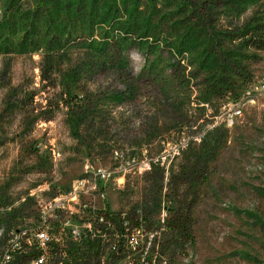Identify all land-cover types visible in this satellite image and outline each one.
<instances>
[{
  "label": "rangeland",
  "instance_id": "1",
  "mask_svg": "<svg viewBox=\"0 0 264 264\" xmlns=\"http://www.w3.org/2000/svg\"><path fill=\"white\" fill-rule=\"evenodd\" d=\"M7 1L0 20L28 23L36 8L44 15L36 0ZM73 1L86 14L87 0ZM106 1H95L89 25L78 17L59 37L37 31L25 52L15 44L21 32L1 47L0 252L11 231L37 224L54 195L83 180L62 219L83 235L94 224L108 230L100 255L84 264H119L121 255L149 264L159 241L166 249L150 264H264V50L242 48L254 55L243 82L237 77L245 88L216 97L190 46L176 49L179 33L201 18L219 45L238 48L232 32L263 13L264 0L244 10L235 0H138L132 15L131 1L115 0L102 16ZM106 203L137 242L126 244L103 219ZM177 213L192 240L161 226ZM136 221L143 228L133 229Z\"/></svg>",
  "mask_w": 264,
  "mask_h": 264
},
{
  "label": "trees",
  "instance_id": "2",
  "mask_svg": "<svg viewBox=\"0 0 264 264\" xmlns=\"http://www.w3.org/2000/svg\"><path fill=\"white\" fill-rule=\"evenodd\" d=\"M13 1L14 0H8L7 5H11ZM95 1L96 0H87L86 3L89 4V8L86 11V14H81L79 10L73 8V0H36L37 5L44 8V15L42 17L38 18L40 12L36 8L33 10L28 23L24 22L21 17L18 19L5 18L0 20V37L3 35L2 41L0 42V50L1 47L4 48L12 45L18 32H21V34L17 37V43H15L18 45L17 52H25L28 50L27 43L35 42L33 33L37 31L44 37L49 35H51V37H59L62 30L68 27L67 25L70 21L75 20L78 17L82 19L84 18V20L87 19L89 25V21H91L94 15L97 14L95 13ZM126 1H131L134 4H132L129 8L130 15L134 14V11L137 8L138 0H125V2ZM106 2L109 7L104 10L105 12L102 16H107L110 12L109 8L111 6H115V0H107ZM234 2L237 5V8L244 10L246 5L257 2V0H235ZM184 3V1L180 2L178 7H183ZM147 7L150 10L144 16L145 25H148L149 20H151V2H147ZM136 16L137 14H135V18ZM86 26L87 25L84 27ZM138 26H140L139 23ZM232 34L239 39V43L234 46H237L240 49L230 47L228 45H219V39H217L215 31L208 28L206 21L202 18L195 24L185 26L184 30L179 33L176 49L179 52L182 50L186 51L187 46H190L189 49L195 53L194 58L198 63V72H205L209 92L211 95L216 97L224 95L236 97L242 92L241 90L245 88L244 85H237V77L241 78L243 82L246 77V74L243 72V68L245 67L243 62L251 59L254 55L252 53L248 54L241 49L252 47L255 50H264V11L263 13L259 10L255 12L252 17H250L243 25L238 27L235 32H232ZM206 101H208V99L204 102ZM152 167H154V164H152ZM162 177L163 176L160 175L158 180H161ZM18 211L14 210L13 212L6 214L7 217L5 216L6 219L4 221L9 224V227L14 221L15 213ZM179 214L180 213H177L169 217L161 226H163L166 230L175 231L178 234L182 233L188 239L192 240V234L188 231L186 223L180 220L181 216ZM104 217L106 219H110L115 229L119 233H122L121 221L123 218L120 214L112 211L108 207L107 203L104 211ZM132 227L135 230L143 228V222L136 221ZM157 227H160V225H155L154 228ZM9 230L10 228H7L5 233ZM101 232L102 230H100L99 233L96 232L94 235H88L87 237L82 238L79 242L68 240L65 249V264H84L86 259L98 257L101 252ZM157 243V249L153 250L155 252L151 251V253L147 251L146 256L144 257L148 258L147 260L149 264L156 261L157 254L166 249L164 247L165 244L162 241ZM120 250L121 249L119 248V251ZM111 254L113 257H116V253L114 251H112ZM127 254L130 255L131 258H134L135 254H137V248L134 245H129ZM29 256V254L17 255L12 264H28Z\"/></svg>",
  "mask_w": 264,
  "mask_h": 264
},
{
  "label": "built area",
  "instance_id": "3",
  "mask_svg": "<svg viewBox=\"0 0 264 264\" xmlns=\"http://www.w3.org/2000/svg\"><path fill=\"white\" fill-rule=\"evenodd\" d=\"M96 174L101 177L107 176L106 171L101 169H98ZM79 183L82 184L81 187L84 185L83 180L79 181ZM81 187L74 186L72 192L68 194L58 193L54 195L51 201L41 210V216L37 224L29 227H18L15 232L11 231L7 245L0 252V264H12L15 257L20 254L30 255L28 264H65L67 238L79 242L88 235L99 233L100 230H102L101 235L108 232L107 227L104 228L106 225L94 224L93 231L83 235L78 225H68V222L62 219L63 212L71 211L72 203L75 202L76 192ZM103 219L111 221L106 219L104 214ZM121 224L122 233H119L114 227L115 232L124 237L126 244L132 241L137 242L134 236L124 234L123 227L127 224L124 218ZM88 226L90 225L88 224ZM88 230L91 229L89 228ZM112 251L115 253L119 252L117 244L112 245L111 253ZM111 253L110 255L112 256ZM118 262L119 264H128L126 256L123 257L122 255L118 258Z\"/></svg>",
  "mask_w": 264,
  "mask_h": 264
}]
</instances>
